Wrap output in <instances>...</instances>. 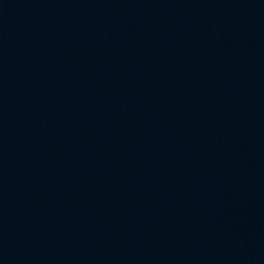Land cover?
<instances>
[{
	"label": "water",
	"instance_id": "obj_1",
	"mask_svg": "<svg viewBox=\"0 0 264 264\" xmlns=\"http://www.w3.org/2000/svg\"><path fill=\"white\" fill-rule=\"evenodd\" d=\"M0 264H264V0H0Z\"/></svg>",
	"mask_w": 264,
	"mask_h": 264
}]
</instances>
